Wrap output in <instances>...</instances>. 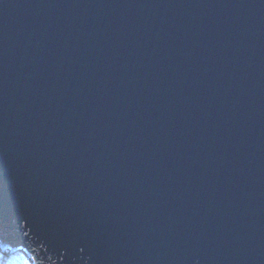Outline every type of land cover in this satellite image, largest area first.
Instances as JSON below:
<instances>
[{
  "label": "water",
  "instance_id": "95a60500",
  "mask_svg": "<svg viewBox=\"0 0 264 264\" xmlns=\"http://www.w3.org/2000/svg\"><path fill=\"white\" fill-rule=\"evenodd\" d=\"M0 248L264 264V0H0Z\"/></svg>",
  "mask_w": 264,
  "mask_h": 264
},
{
  "label": "bare ground",
  "instance_id": "6f19581e",
  "mask_svg": "<svg viewBox=\"0 0 264 264\" xmlns=\"http://www.w3.org/2000/svg\"><path fill=\"white\" fill-rule=\"evenodd\" d=\"M1 250H2V249H1ZM2 252H3V253L6 252V251H5V248L3 249ZM20 259H21V263H20V264H31L30 259L27 257L26 254L21 255V256H20ZM6 262H8V263H6V264H15V263H13V262H11V261H6ZM17 264H19V263H17Z\"/></svg>",
  "mask_w": 264,
  "mask_h": 264
},
{
  "label": "rangeland",
  "instance_id": "374dc122",
  "mask_svg": "<svg viewBox=\"0 0 264 264\" xmlns=\"http://www.w3.org/2000/svg\"><path fill=\"white\" fill-rule=\"evenodd\" d=\"M0 257H3V259L5 261H11V262H13L15 264H17V261H18V263L20 264L19 259H17L14 254H12V255L9 254L8 256L5 257V256H2L1 253H0ZM6 263H8V262H6Z\"/></svg>",
  "mask_w": 264,
  "mask_h": 264
},
{
  "label": "snow or ice",
  "instance_id": "6c2138e0",
  "mask_svg": "<svg viewBox=\"0 0 264 264\" xmlns=\"http://www.w3.org/2000/svg\"><path fill=\"white\" fill-rule=\"evenodd\" d=\"M7 251V249H5ZM0 264H6V261L3 259V257H0Z\"/></svg>",
  "mask_w": 264,
  "mask_h": 264
}]
</instances>
